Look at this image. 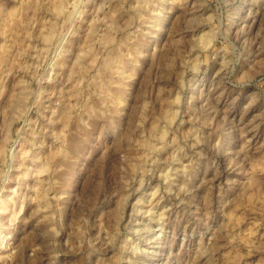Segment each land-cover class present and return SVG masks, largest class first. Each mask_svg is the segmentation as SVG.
<instances>
[{
  "label": "rangeland",
  "instance_id": "rangeland-1",
  "mask_svg": "<svg viewBox=\"0 0 264 264\" xmlns=\"http://www.w3.org/2000/svg\"><path fill=\"white\" fill-rule=\"evenodd\" d=\"M1 203L0 264H264V0H0Z\"/></svg>",
  "mask_w": 264,
  "mask_h": 264
},
{
  "label": "bare ground",
  "instance_id": "bare-ground-1",
  "mask_svg": "<svg viewBox=\"0 0 264 264\" xmlns=\"http://www.w3.org/2000/svg\"><path fill=\"white\" fill-rule=\"evenodd\" d=\"M62 1H63V0H62ZM57 2H58V0H57ZM65 2H66V1H65ZM65 2H64V3H65ZM54 3H55V2H54ZM50 4H51V3H50ZM55 4H56V3H55ZM55 4H54V5H55ZM58 4H60V2H59ZM52 5H53V4H52ZM65 5H66V4H65ZM65 5H64V6H65ZM53 9H54V8H53ZM53 9H52V11H54ZM49 10H50V9H49ZM50 12H51V11H50ZM61 12H62V4H61V7H60V6L55 7V12H54V13H56V14L58 15V14H61ZM12 14H13V13H11V15H12ZM63 15H64V14H63ZM39 23H40V22H39ZM37 25H38V24H37ZM48 30H49V29H48ZM52 31H53V28L51 27L49 33H47V34L45 35V37H44V36H43V37L50 41L51 38H52L51 35L53 36ZM55 32H56V31H55ZM45 33H46V32H45ZM55 34H56V33H55ZM50 37H51V38H50ZM46 42H48V41H46ZM106 59H107V58H106ZM106 59H105V60H106ZM112 59H114V58H112ZM108 60H109V59H108ZM116 60H117V59H116ZM116 60H115V61H116ZM111 61H112V60H111ZM111 61H110V62H111ZM110 62H109V63H110ZM113 65H114V64H113ZM106 67H107V66H106ZM115 67H116V66H115ZM103 69H105V68H103ZM110 69H112L111 66H110ZM114 70H115V69H114ZM114 70H111V71H114ZM108 71H110V70H108ZM169 114H170V113H169ZM172 115H174V114H172ZM170 116H171V115H170ZM169 120H170V118H169ZM169 120H168V122L171 123ZM162 131H163V130H162ZM164 134H165V133H164ZM164 136H165V135H164ZM164 136H163V137H164ZM160 137H161V135H160ZM161 138H162V137H161ZM148 144H149V143H148ZM147 146H148V145H147ZM34 159H36V158H34ZM33 163H34V162H33ZM46 164H47V163H46ZM48 164H49V162H48ZM38 166H39V165H38ZM43 166H44V165H43ZM43 166H42V167H43ZM47 166H48V165H45V167L43 168V170H46V169H47ZM36 168H37V167H36ZM39 168H40V167H39ZM43 170H42V171H43ZM39 171H40V169H39ZM40 172H41V171H40ZM43 172H44V171H43ZM38 173H39V172H38ZM44 173H45V172H44ZM38 175H41V174H38ZM42 178H43V177H42ZM37 180H38V179H37ZM40 180H41V179H40ZM42 181H44V180H42ZM39 182H40V181H39ZM36 183H37V182H36ZM42 183H43V182H42ZM38 185H39V184H38ZM43 186H44V184H43ZM36 187H37V185H36ZM40 187H41V189H44V188H42V185H41ZM37 189H38V187H37ZM39 191H40V190H39ZM45 191H46V189H45ZM36 192H37V191H36ZM42 193H43V192H42ZM43 194H44V193H43ZM44 196H46V195H44ZM38 197H39V196H38ZM4 200H6V199H4ZM1 201H2V200H1ZM6 201H7V200H6ZM10 201H12V200H10ZM10 201H9V202H10ZM37 201H38V199H37ZM7 202H8V201H7ZM42 202H43V201H42ZM46 203H47V202H46ZM1 204H2V203H1ZM1 204H0V205H1ZM3 204H4V202H3ZM3 204H2V206L0 207V211H2V212L5 211V208H4L5 205L3 206ZM8 204H10V203H8ZM6 206H7V203H6ZM8 208H9V207H8ZM40 209H41V208H40ZM11 218H12V217H11Z\"/></svg>",
  "mask_w": 264,
  "mask_h": 264
}]
</instances>
